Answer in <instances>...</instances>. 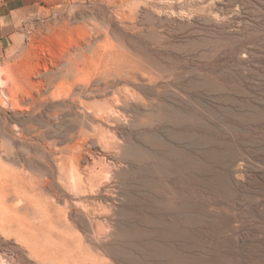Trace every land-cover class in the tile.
I'll return each mask as SVG.
<instances>
[{"label":"rangeland","instance_id":"obj_1","mask_svg":"<svg viewBox=\"0 0 264 264\" xmlns=\"http://www.w3.org/2000/svg\"><path fill=\"white\" fill-rule=\"evenodd\" d=\"M28 1L0 48V175L43 188L37 212L0 200V264H264V0ZM80 50L101 68L57 89Z\"/></svg>","mask_w":264,"mask_h":264},{"label":"bare ground","instance_id":"obj_2","mask_svg":"<svg viewBox=\"0 0 264 264\" xmlns=\"http://www.w3.org/2000/svg\"><path fill=\"white\" fill-rule=\"evenodd\" d=\"M171 20H173V19H171ZM174 21V20H173ZM88 47V46H87ZM94 49V48H93ZM81 51H83V50H80V52ZM87 51V50H86ZM79 52V51H78ZM77 52V53H78ZM79 52V53H80ZM76 53V55L77 56H79L78 54ZM83 53H84V51H83ZM81 54L80 55V57L79 58H77L76 60H74V55H73V59H71L70 58V60H74V61H70L69 59H67L66 58V63H63V61L61 62V64L63 63V65L61 66V67H59L58 66V68H59V70L58 69H56V71L58 72V73H56L55 75H54V77H55V79L57 80L56 81V84L54 85L57 89H61V88H64L65 86H67V85H70L71 86V84H73V82H83L81 79H83L84 78V76L88 73V71L90 70L89 69V65H91V64H93V66H92V69L93 70H98V68L100 67L101 68V65H100V62H101V59L100 58H97L96 57V55H94V56H92V54ZM86 53V52H85ZM70 57H72V56H70ZM115 59V58H114ZM70 62H69V61ZM106 62V61H105ZM107 63H108V61H107ZM106 67V66H105ZM55 71V72H56ZM46 72V71H45ZM55 72H52L53 74L55 73ZM105 72V71H104ZM49 75V74H48ZM101 75V74H100ZM53 76V75H52ZM52 76H51V78H52ZM48 77H50V76H48ZM53 77V78H54ZM98 77V76H97ZM101 77H102V75H101ZM49 80V79H48ZM96 80V79H95ZM104 80V79H103ZM49 81H52V80H49ZM53 82V81H52ZM52 84V83H51ZM81 85H83L82 83H81ZM80 85V86H81ZM50 86V85H49ZM48 86V87H49ZM52 86V85H51ZM53 86V87H54ZM73 86V85H72ZM84 86V85H83ZM74 88V87H73ZM55 89V88H54ZM59 89V90H60ZM83 89V88H82ZM81 89V90H82ZM51 90H53V89H51ZM47 91V90H46ZM55 91H56V89H55ZM67 91V90H66ZM53 92V91H52ZM51 92V93H52ZM58 92V91H57ZM115 92H116V90H115ZM49 93H50V91H49ZM48 93V94H49ZM59 93V95L61 94L60 92H58ZM47 94V95H48ZM54 94V93H53ZM47 95H46V97H47ZM76 95V94H75ZM82 95H84V94H82ZM81 95V96H82ZM113 96H114V93H113ZM112 96V97H113ZM52 97H54V95H52ZM74 97V96H73ZM72 96L70 97V98H72L71 99V102H72V106H73V108H74V110H75V112L77 113H80L81 115H83V116H85L86 115V117L85 118H87V116L89 117V116H91V117H96V116H98V115H95L94 113L95 112H93V111H95V109L93 110V111H91L90 109H91V107L88 109V107H89V104L85 101V103H87L88 105H87V107H85V105L83 104V102L81 101V99L80 98H78V100H77V98L76 99H74ZM75 97H77V96H75ZM80 97V96H79ZM83 97V96H82ZM115 97V96H114ZM109 98H110V96H109ZM108 99V98H107ZM116 99V98H115ZM66 100V99H65ZM118 100V99H117ZM37 101V100H36ZM69 101V100H68ZM35 102V101H34ZM62 102V101H61ZM110 102V101H109ZM112 102H114V101H112ZM117 102V101H116ZM36 103V102H35ZM63 103V102H62ZM106 103H108V100H107V102ZM57 104H59V103H57ZM57 104H56V106H57ZM67 104V103H66ZM105 104V103H104ZM117 104V103H116ZM32 105V104H31ZM69 105V104H68ZM97 105V104H96ZM95 105V106H96ZM110 105V106H109ZM109 108L111 107V108H114L110 103H109ZM91 106V105H90ZM105 106H107V105H105ZM107 106V107H108ZM70 107V106H69ZM94 107V106H93ZM97 107V106H96ZM118 107V106H117ZM62 108V107H61ZM100 108H101V103H100ZM99 108V110H101ZM110 108V109H111ZM58 109V108H57ZM68 109V108H67ZM71 109V108H70ZM104 109H105V107H104ZM118 109V108H117ZM61 110V109H60ZM69 110V109H68ZM108 110V109H107ZM112 110V109H111ZM114 110V109H113ZM98 111V110H97ZM108 111H110V110H108ZM70 112V111H69ZM93 112V113H92ZM99 112V111H98ZM101 112V111H100ZM107 112V111H106ZM109 114H110V112H108ZM112 113V112H111ZM113 114V113H112ZM112 114H110V115H112ZM114 114H115V112H114ZM78 115V117H79V114H77ZM116 115V114H115ZM114 115V116H115ZM72 116V115H71ZM108 116V115H107ZM99 117V116H98ZM105 117H106V115H105ZM112 117V116H111ZM75 118H76V116H75ZM84 118V117H83ZM82 118V119H83ZM90 118V117H89ZM96 119H97V117H96ZM113 119H114V117H113ZM72 120V119H71ZM75 120V119H74ZM73 120V121H74ZM86 120V119H85ZM91 120V119H90ZM99 120V119H98ZM102 120V119H101ZM89 121V120H88ZM95 121V120H94ZM90 122V121H89ZM74 123H75V121H74ZM91 123V122H90ZM98 123V122H97ZM80 124V123H79ZM80 126H82V125H80ZM93 126V125H92ZM83 127V126H82ZM94 128V127H93ZM80 129V128H79ZM85 129V128H84ZM19 130H21V129H19ZM24 130H26V129H24ZM78 130V129H77ZM15 131V130H14ZM75 131V130H74ZM76 132V131H75ZM81 132V131H80ZM79 132V133H80ZM84 132V131H83ZM86 132H88V131H86ZM76 134V133H75ZM83 134H85V133H83ZM81 137H83V136H81ZM79 139V138H78ZM4 140V139H3ZM10 141V140H9ZM5 142H7L6 140H5ZM97 142V141H96ZM20 143H21V141H20ZM94 143V142H93ZM92 143V144H93ZM18 145V144H17ZM104 147V146H103ZM102 150V149H101ZM103 150H105V149H103ZM109 151V150H108ZM116 152V151H115ZM110 155H111V153H109ZM51 155V154H50ZM112 156V155H111ZM24 157V156H23ZM110 157V156H109ZM70 157L68 156V159H69ZM110 158H112V157H110ZM24 159V158H23ZM113 160V159H112ZM51 161H52V166H55V169L56 170H58L57 168H56V166H57V162L58 161H55V160H52L51 159ZM72 162H74V161H72ZM75 163V162H74ZM59 164V163H58ZM70 164L71 163H69V166H70ZM77 164V163H76ZM28 165V164H27ZM78 165V164H77ZM65 166V165H64ZM68 166V167H69ZM74 166V165H73ZM76 166V165H75ZM31 167V166H30ZM59 167V166H58ZM61 167H62V165L60 166V169H61ZM67 167V170H69V168ZM29 168V167H28ZM72 168V167H71ZM71 168H70V170H71ZM74 168V167H73ZM35 169V168H34ZM54 169V168H53ZM108 169V168H107ZM7 170V169H6ZM66 170V171H67ZM69 170V171H70ZM17 171V170H16ZM34 171V170H33ZM59 171V170H58ZM69 171H67V172H65V170H64V174L66 175V173H69ZM72 171V170H71ZM95 171V170H94ZM105 172V171H104ZM112 172V171H111ZM111 172H109V173H111ZM1 173H3V172H1ZM72 173V172H71ZM70 173V174H71ZM93 173H95V172H93ZM99 173V172H98ZM4 175H0V200H2L3 201V203H5V202H8L9 200H10V198H11V190L10 189H14L15 190V192H18V193H14V190L12 191L15 195H17V194H19L18 195V198H17V200L18 201H21V199H26V198H29V200H28V204L30 203L31 205H32V207H31V209L30 210H35V209H37V206L39 207V205H38V201H37V195L39 194V190H41L42 188H43V186H41L40 184L42 183L40 180H39V178L37 179V181L34 183V184H27L28 182H29V180H28V182H26L27 180H25V178H24V176L25 175H22L21 173H19V171H18V173L17 172H7V174H5V173H3ZM73 174V173H72ZM77 174V173H76ZM106 174V173H105ZM62 175V174H61ZM68 175V174H67ZM32 177V176H31ZM35 177H37V176H35ZM67 177V176H66ZM72 177V176H71ZM70 177V178H71ZM78 177V176H77ZM96 177V176H95ZM108 177V176H107ZM110 177V176H109ZM108 177V178H109ZM89 178V177H88ZM35 179V178H34ZM35 179V180H36ZM40 179H41V177H40ZM75 179V178H74ZM46 181H47V179H45ZM51 180V179H50ZM53 180V179H52ZM67 180V179H66ZM89 180V179H88ZM58 181V180H57ZM70 181H72V180H70ZM85 181H86V178H85ZM41 182V183H40ZM48 182V181H47ZM53 182V181H52ZM51 181H49V183H52ZM55 182V181H54ZM58 182H60V181H58ZM48 183V184H49ZM73 183V182H72ZM71 183V184H72ZM83 183V182H82ZM95 183V182H94ZM44 184V183H43ZM65 184V183H64ZM73 184H75V183H73ZM70 185V184H69ZM83 185V184H82ZM82 185H81V187H82ZM64 186V185H63ZM65 186H68V185H65ZM72 186V185H71ZM56 187V186H55ZM83 187H85V186H83ZM49 188H51V187H49ZM72 188V187H71ZM54 190V189H53ZM72 190H74V189H72ZM72 190H71V193H72ZM43 191V190H42ZM81 191V190H80ZM69 192H70V190H69ZM77 191H75V193H76ZM62 192H60V194H61ZM74 193V194H75ZM78 193V192H77ZM58 194V193H57ZM73 194V193H72ZM25 200H23V202H24ZM37 201V202H36ZM22 202V201H21ZM3 203H1V204H3ZM22 204V203H21ZM25 204V203H24ZM9 205V204H8ZM30 205V206H31ZM75 205H77V204H75ZM80 205H81V203H80ZM83 206H84V204H82ZM14 206V205H13ZM12 206V208H14L15 210H16V208H15V206L13 207ZM17 206H20L19 204L17 205ZM25 206H28V205H25ZM6 207V206H5ZM4 206H3V208H5ZM9 208V207H8ZM20 208V207H19ZM26 208V212H28V208L27 207H25ZM85 209H87V207L85 208ZM6 210V209H5ZM9 211H10V209H8ZM12 210V209H11ZM19 210H21V209H19ZM29 210V211H30ZM33 210V212H37V210H35L34 211ZM78 210V209H77ZM8 211V212H9ZM14 211V210H13ZM88 211V210H87ZM6 212H7V210H6ZM41 212H42V210H41ZM44 212V213H43ZM42 213H43V215H45L46 216V218H47V220L49 219L50 221L52 220V216H51V211L49 210V209H46L45 211H43ZM84 213V212H83ZM86 213V212H85ZM35 214H39V215H41L40 214V211H39V213H35ZM45 216H44V218H45ZM88 217H89V215H88ZM45 218V219H46ZM48 220V221H49Z\"/></svg>","mask_w":264,"mask_h":264},{"label":"crops","instance_id":"obj_3","mask_svg":"<svg viewBox=\"0 0 264 264\" xmlns=\"http://www.w3.org/2000/svg\"><path fill=\"white\" fill-rule=\"evenodd\" d=\"M30 3L28 0H0V48L14 33L15 18L26 13Z\"/></svg>","mask_w":264,"mask_h":264}]
</instances>
